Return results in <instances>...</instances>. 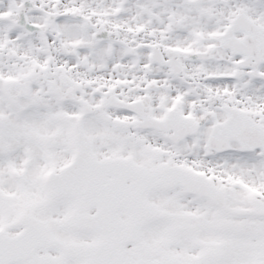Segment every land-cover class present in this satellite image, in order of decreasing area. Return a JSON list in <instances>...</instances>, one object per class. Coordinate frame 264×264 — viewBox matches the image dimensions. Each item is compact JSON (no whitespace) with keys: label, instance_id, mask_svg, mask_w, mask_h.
I'll return each mask as SVG.
<instances>
[{"label":"snow or ice","instance_id":"snow-or-ice-1","mask_svg":"<svg viewBox=\"0 0 264 264\" xmlns=\"http://www.w3.org/2000/svg\"><path fill=\"white\" fill-rule=\"evenodd\" d=\"M0 264H264V0H0Z\"/></svg>","mask_w":264,"mask_h":264}]
</instances>
